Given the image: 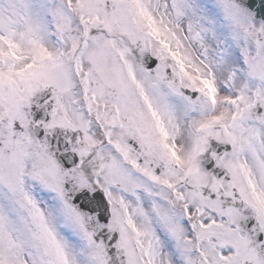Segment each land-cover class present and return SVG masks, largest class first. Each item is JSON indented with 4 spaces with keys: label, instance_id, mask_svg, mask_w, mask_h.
Masks as SVG:
<instances>
[{
    "label": "snow or ice",
    "instance_id": "snow-or-ice-1",
    "mask_svg": "<svg viewBox=\"0 0 264 264\" xmlns=\"http://www.w3.org/2000/svg\"><path fill=\"white\" fill-rule=\"evenodd\" d=\"M0 264H264V0H0Z\"/></svg>",
    "mask_w": 264,
    "mask_h": 264
}]
</instances>
